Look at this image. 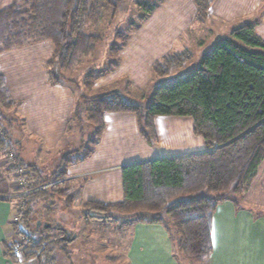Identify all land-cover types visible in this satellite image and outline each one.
<instances>
[{
  "label": "trees",
  "instance_id": "obj_1",
  "mask_svg": "<svg viewBox=\"0 0 264 264\" xmlns=\"http://www.w3.org/2000/svg\"><path fill=\"white\" fill-rule=\"evenodd\" d=\"M214 1L195 0L200 20L209 17ZM110 7L116 8L115 1L23 0L0 11V54L50 41L55 46L47 62L51 84H66L78 93L70 131H77L82 151L66 154L52 172L46 173L23 157L27 140L24 119L0 75V153L6 173L17 179L18 170L26 169L31 190L55 183L28 198L21 225H16V236L41 237L25 243L24 261L56 264V251L68 254L67 248L77 236H72L71 230L55 217L57 206L63 203L71 208L77 194L71 192L66 181L68 168L94 153L105 130V114L132 113L150 145L158 142L156 117L192 118L194 133L204 139L207 151L123 167V201L109 205L85 203L81 218L118 222L122 229L130 230L138 223L160 224L170 236L173 256L179 264H207L214 252L217 206L230 201L240 210L238 197L252 188H264V41L255 32L261 15L219 39L185 77L168 78L186 60L176 54L166 56L154 66V74L162 82L151 88L144 102L137 103L121 91L87 94L93 79L116 68L118 61L109 60L101 67L93 65L82 87L76 81L85 69L77 71L83 61L93 58L103 42L100 35L86 31L97 26L102 11ZM155 8L149 1L139 3L138 9H145V14L139 15L137 22H144ZM121 46H112L110 54L115 55ZM74 71L77 75L71 78L69 74ZM51 198L55 202L49 204ZM41 215L48 218L47 229L37 228ZM4 249L10 261L21 262L16 241Z\"/></svg>",
  "mask_w": 264,
  "mask_h": 264
},
{
  "label": "crops",
  "instance_id": "obj_2",
  "mask_svg": "<svg viewBox=\"0 0 264 264\" xmlns=\"http://www.w3.org/2000/svg\"><path fill=\"white\" fill-rule=\"evenodd\" d=\"M21 1L0 0V11ZM134 1L138 8L141 2ZM151 3L156 5L152 13L144 22L130 27V32L119 42L122 46L111 59L118 61V66L96 76L88 95L121 91L133 102H144L151 88L162 82L154 74L158 62L171 54L182 57L187 54L186 62L168 78L185 77L181 72L196 67L219 39L228 37L258 14L261 20L255 32L264 41V0H215L206 20L198 17L195 0ZM136 15L139 16L137 12ZM196 35L199 39L195 40ZM106 50L107 47L102 48L103 52ZM54 53V44L46 41L0 54V75L5 78L9 95L19 104L18 112L24 119L27 140L23 157L28 164L41 168L44 157L60 154L77 133L70 131V121L78 93L69 85L51 84L47 62ZM76 75L74 71L69 76ZM104 122L105 130L94 153L68 168L66 181L71 192H77L72 207H65L69 215H75L77 204L80 211L88 202L105 205L122 202L125 166L207 151L204 139L195 135L190 117H156L155 145H150L141 135L135 114L108 113ZM18 191L16 178L6 173L5 159L0 153V194L15 195ZM16 204L17 200H0V264H39L36 259L14 263L4 256V247L15 241L18 227L12 219ZM74 220L61 222L71 230L72 236H77L71 245L88 240L84 238L87 233L80 234ZM87 222L91 224L90 220ZM213 242L214 252L207 264H264V217L255 218L247 210H237L232 202H223L214 214ZM126 260L127 264H179L173 256L170 236L160 224L138 223L132 227Z\"/></svg>",
  "mask_w": 264,
  "mask_h": 264
},
{
  "label": "rangeland",
  "instance_id": "obj_3",
  "mask_svg": "<svg viewBox=\"0 0 264 264\" xmlns=\"http://www.w3.org/2000/svg\"><path fill=\"white\" fill-rule=\"evenodd\" d=\"M137 1L142 2L143 0ZM149 1L157 2V0ZM134 3V0L116 1V8L110 7L109 9H104L102 11V18L100 19L99 24L93 28L91 27L87 29V33L100 35L103 38V44L101 48H97L96 54L92 56L93 58L83 61V64L77 70L80 72L83 68H85L76 78L80 87L84 86L86 80L85 77L90 74L94 64L101 67L110 62L109 60L115 58V55H109V50L112 46L119 44V42L123 39V35L125 36L130 32V27L136 25L138 21L136 12L139 15L145 14V9H138ZM117 35L120 39H116ZM199 35H202V33L200 32ZM196 39H199L198 35L195 36V40ZM104 47H107L105 52L102 51V48ZM184 56L187 57L188 55L184 54ZM184 56L183 58H185ZM181 73L185 74L182 76H186L189 74V71H183ZM177 78H179V76ZM80 146V137L77 133H75L73 134L71 144L61 151L60 154L57 156L55 154L48 155L46 158L44 157L45 160L43 159L40 161L43 166L42 170L46 171V173L52 172L58 166L63 156L68 153H72L75 150L82 151ZM238 201L241 205L240 210H247L254 215L264 214V188H252L242 196L238 197ZM54 202L55 198H51L48 201L49 204ZM60 204L57 206V214L55 215L57 220H59V222H63V219H67L69 221L75 219L74 221L76 224L78 223L77 226L81 232L80 234L87 233L88 236H84V238H87L88 240H78L75 244L70 245V247L67 248L68 254H66L64 250L56 251L54 254V257L57 258L56 264H127L126 248L128 242L130 241V229H122L118 226V222L113 223L90 220L91 224H87L89 222L78 218L80 216L78 204L73 210L75 215H69V212L66 211L63 203ZM40 220L44 223L46 222V219L43 216L40 217ZM75 223L73 222L72 224ZM40 238V236H35L32 240L38 241ZM19 260L24 261V254L19 257Z\"/></svg>",
  "mask_w": 264,
  "mask_h": 264
},
{
  "label": "built area",
  "instance_id": "obj_4",
  "mask_svg": "<svg viewBox=\"0 0 264 264\" xmlns=\"http://www.w3.org/2000/svg\"><path fill=\"white\" fill-rule=\"evenodd\" d=\"M18 177L16 179V185L19 191L15 195H1L0 200H17V204L15 206V215L13 216L12 223L14 225H21L23 214L26 209L28 198L35 192L47 190L52 187L51 185H44L37 189H29V181L27 179L28 171L26 169H19L17 173ZM35 237H29L27 235H17L15 236V241L17 243V251L16 254L18 257L24 254V245L25 243L32 240Z\"/></svg>",
  "mask_w": 264,
  "mask_h": 264
},
{
  "label": "water",
  "instance_id": "obj_5",
  "mask_svg": "<svg viewBox=\"0 0 264 264\" xmlns=\"http://www.w3.org/2000/svg\"><path fill=\"white\" fill-rule=\"evenodd\" d=\"M48 227H50V224L43 223L42 221L37 222V228L47 229ZM73 239H70V241H72Z\"/></svg>",
  "mask_w": 264,
  "mask_h": 264
}]
</instances>
